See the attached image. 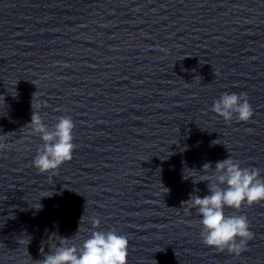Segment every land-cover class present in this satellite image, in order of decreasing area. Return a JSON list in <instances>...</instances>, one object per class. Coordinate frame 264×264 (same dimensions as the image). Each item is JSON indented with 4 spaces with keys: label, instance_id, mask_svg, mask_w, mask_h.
I'll return each mask as SVG.
<instances>
[{
    "label": "clouds",
    "instance_id": "1",
    "mask_svg": "<svg viewBox=\"0 0 264 264\" xmlns=\"http://www.w3.org/2000/svg\"><path fill=\"white\" fill-rule=\"evenodd\" d=\"M212 111L226 122L234 116L238 121L247 122L254 114L246 93L222 94L214 101ZM57 120L49 128L34 111L29 124L33 134L39 135L43 141L32 161L41 173L55 175L62 164L73 159L75 124L69 116H60ZM6 147L0 143V150ZM201 173L200 180L194 183L207 182L209 194L203 197L190 194L187 201L202 217L201 239L206 246L239 255L253 238L250 223L245 215H226L224 209L238 211L245 204L251 206L264 201V177L259 169L241 167L240 162L231 156L217 161L215 168L210 162L205 163ZM92 224L93 230L82 245L70 244L69 238H60L59 245H53L38 264H127L128 238L114 229L97 230L101 224L97 217L92 219Z\"/></svg>",
    "mask_w": 264,
    "mask_h": 264
}]
</instances>
